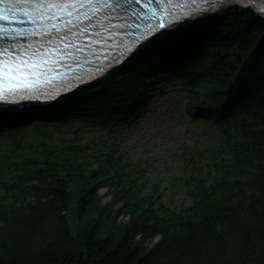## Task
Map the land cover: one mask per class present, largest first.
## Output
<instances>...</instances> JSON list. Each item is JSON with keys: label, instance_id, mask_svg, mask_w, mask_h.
Masks as SVG:
<instances>
[{"label": "trees", "instance_id": "trees-1", "mask_svg": "<svg viewBox=\"0 0 264 264\" xmlns=\"http://www.w3.org/2000/svg\"><path fill=\"white\" fill-rule=\"evenodd\" d=\"M152 47L161 65L145 49L49 115H129L162 75L176 74L190 110L237 118L209 132L215 145L184 160L183 178L172 177L171 191L186 189L191 204L159 196L164 179L150 186L117 141L86 137L78 127L32 128L0 153V264H264V21L227 8ZM21 116L5 111L0 121L14 125ZM209 151L228 158L218 155L205 173Z\"/></svg>", "mask_w": 264, "mask_h": 264}, {"label": "snow or ice", "instance_id": "snow-or-ice-1", "mask_svg": "<svg viewBox=\"0 0 264 264\" xmlns=\"http://www.w3.org/2000/svg\"><path fill=\"white\" fill-rule=\"evenodd\" d=\"M158 2L172 4L173 0ZM191 2L207 5L184 14L194 20L197 14L210 13L217 0ZM133 3L140 4L141 0H0V21L6 22L0 23V101L10 102L21 93L52 95L61 86L70 88L73 81L84 78L74 69L85 64H95L97 72H104L111 64H104L106 50L113 46L124 47L125 53L131 54V48L115 43L118 30L126 23L114 21L123 20ZM256 3L264 4V0H237L234 6ZM163 12L170 19L158 28L165 31L149 26V33L164 35L175 30L176 22L182 19L167 8ZM249 12L264 21V8L252 7ZM25 21L30 25L27 28L22 27Z\"/></svg>", "mask_w": 264, "mask_h": 264}, {"label": "rangeland", "instance_id": "rangeland-1", "mask_svg": "<svg viewBox=\"0 0 264 264\" xmlns=\"http://www.w3.org/2000/svg\"><path fill=\"white\" fill-rule=\"evenodd\" d=\"M163 121L157 117L153 124L150 125L151 139L145 141V147L143 148V150L153 151L155 154L153 156L159 157V162L154 163L156 167H162L163 160L168 158V148H173L174 150L185 145L183 142L188 140L193 135V132L197 131L196 127L192 125L187 129V133H183V130H185L184 126L181 129L177 128L179 125L178 118H174L165 123ZM186 143L190 144L189 141H186ZM103 194L104 192H102Z\"/></svg>", "mask_w": 264, "mask_h": 264}, {"label": "bare ground", "instance_id": "bare-ground-1", "mask_svg": "<svg viewBox=\"0 0 264 264\" xmlns=\"http://www.w3.org/2000/svg\"><path fill=\"white\" fill-rule=\"evenodd\" d=\"M233 2L232 3H234V4H236V2H237V0H232ZM220 6H222V4H218V5H215V7H214V9L212 10V11H215L216 9H218V8H220ZM256 6L258 7V8H264V4H256ZM207 18H209V17H205L204 19H207ZM203 19V20H204ZM76 93V92H75ZM75 93L73 94V96L75 95ZM28 121H31V120H28ZM1 131V130H0Z\"/></svg>", "mask_w": 264, "mask_h": 264}]
</instances>
